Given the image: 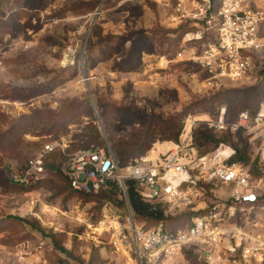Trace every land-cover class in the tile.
Segmentation results:
<instances>
[{"label":"rangeland","instance_id":"rangeland-1","mask_svg":"<svg viewBox=\"0 0 264 264\" xmlns=\"http://www.w3.org/2000/svg\"><path fill=\"white\" fill-rule=\"evenodd\" d=\"M175 3L0 0V133L16 123L28 126L23 132L14 129L17 136L6 134L1 142L6 149L0 151V264H18L15 255L21 252L60 264H136L132 252L115 249L113 222L124 226V233L129 222L143 230L156 225L135 217L115 181L110 187L117 191L113 199L96 195L64 198L65 194H54L47 184L23 189L6 182L8 170L21 167L44 143L57 140L67 147L75 141V133L87 130L83 100L90 104L104 144L107 141L94 107L97 95L140 116L166 118L186 111L177 140L170 142L182 141L191 121L192 143L201 151H209L215 145L209 139L203 142L199 130L205 129L208 134H214V130L208 129L205 121L214 118L221 106L234 105L237 111L240 91L259 84L264 75L262 55L253 58V68L242 80L222 78L218 86L204 84L206 75L185 60L187 55L200 52L197 39L187 40V34L203 27V18L196 16L193 2H185L187 15L181 17L174 10ZM183 24L193 26L173 48L170 39L175 34L166 31L182 28ZM135 64V71H130ZM233 90L222 98L227 104L217 105L223 91ZM214 96V105L203 108L205 101ZM250 99L255 108L264 101V93L255 90ZM48 111L65 125L51 129ZM38 113L44 122H38ZM235 113H229L230 120H234ZM212 136L218 138L219 134ZM172 147L168 141H155L144 155L156 158ZM250 150L253 158L254 150ZM251 168L255 170L254 164ZM191 213L164 214L167 229H184ZM256 214L244 209L237 213L240 219L236 221L244 225L246 217L254 218L262 226L258 227L259 234H264V215ZM246 226L249 234L258 233L251 225ZM193 257L201 259L195 250L184 247L163 263L191 264Z\"/></svg>","mask_w":264,"mask_h":264},{"label":"built area","instance_id":"built-area-1","mask_svg":"<svg viewBox=\"0 0 264 264\" xmlns=\"http://www.w3.org/2000/svg\"><path fill=\"white\" fill-rule=\"evenodd\" d=\"M185 2H193L204 24L188 33L187 40L216 31L215 41L203 43L199 53L185 58L206 75L204 84L214 87L222 78L240 81L246 77L253 58L264 56V0H176L174 10L181 17L187 15ZM192 124L182 141L156 158L143 155L119 168L106 143L105 148L72 151L63 173L74 190L86 193L108 189L115 181L125 199L124 178H130L137 182L140 197L163 214L192 211L189 224L172 233L162 223L143 230L131 222L124 233V226L113 222L115 249L132 252L136 264H164L184 247L195 250L204 264H264V234L258 229L262 226L249 216L246 224L237 223V213L244 209L264 215V101L252 113L239 112L234 120L221 106L214 118L205 121L208 129L246 136L247 155L255 170L249 162L235 159L237 148L230 142L220 141L212 150L201 151L192 143ZM55 148L63 151L66 145L57 140L44 143L24 165L10 170L9 181L26 185L41 179L43 156ZM246 225L258 233L249 234ZM15 258L18 264H53L30 252Z\"/></svg>","mask_w":264,"mask_h":264},{"label":"trees","instance_id":"trees-1","mask_svg":"<svg viewBox=\"0 0 264 264\" xmlns=\"http://www.w3.org/2000/svg\"><path fill=\"white\" fill-rule=\"evenodd\" d=\"M193 25L183 24L182 28L176 29H168L167 33L175 34L174 37L170 39V45L173 48L178 47L179 41L183 33L189 31ZM195 26V25H194ZM189 28V29H188ZM194 28H197L196 26ZM199 28V27H198ZM197 28V30H198ZM216 31L207 32L203 34L200 39H197L198 42V51H200L202 44L206 42H213L215 41V34ZM197 51V52H198ZM163 55V54H161ZM133 66L130 71H135L137 67ZM174 66V65H173ZM137 70V69H136ZM264 73V71H262ZM264 81V75H262L260 82L258 85H254L249 88H244L240 91V103L235 107L236 110L241 111H248L250 113L254 112L255 108L253 103H251V95L257 90L258 92L264 93V85L261 82ZM230 93H234L233 91H223L217 97L219 100L217 101L218 104H222L225 99H222L225 96H228ZM37 95V94H36ZM218 96V95H217ZM216 97H212L205 101L203 104L204 107H211L214 105ZM84 114L88 117L87 123V130H81L79 133H75L73 135L72 143L70 142L69 145L62 151L59 148H55L52 151L46 152L43 156V170L44 175L41 179L29 183L26 185H21L18 183L10 182L9 181V174L6 178V182L9 181L12 186H17L23 189H30L34 187H38L40 185H45L49 187L50 190L54 192L56 195L65 194L64 198H69L72 195H79V196H86L89 197L91 195H96L97 198H106V199H113L117 195V191L115 188H109L100 190L97 193H86L82 191L74 190L69 183L68 178L63 173L62 166L63 164L69 159V156L72 151L76 149H86V148H105V144L103 139H101V131L98 129L97 125L94 123L95 118L91 113L90 104L83 100ZM223 104H227V101ZM77 105L74 107V110L77 108ZM228 106V105H227ZM229 113L238 114L237 111H234L233 107L228 106ZM94 107L96 110L97 117L102 125V131L105 135V140L107 141L111 153L119 166L122 168L126 166L128 163L132 162L134 159H138L144 155V153L149 149L152 143L155 141H176L180 130L182 128V123L184 118L187 116L186 111H180L173 115H170L166 118H159L153 116H140L135 113L129 112L125 107H122L120 104L110 101V99L106 101L104 97L101 95H97L94 97ZM51 117V129L55 128V126H63L65 125V121L59 123L60 119L56 116H52L50 111L47 112ZM79 111H76L78 114ZM40 113L37 114L38 122H44L43 116ZM31 116V115H28ZM31 118V117H29ZM41 118V119H40ZM40 119V120H39ZM52 119V120H51ZM46 121V123H48ZM138 125V126H135ZM123 128H121V127ZM128 126L130 127L128 129ZM27 128L28 126L25 125H12L10 129L5 133H0V151H4L6 149V145L4 143L1 144L5 135H16L17 132H23V129ZM121 128V131H118V128ZM15 129V130H14ZM128 129V130H127ZM200 135L204 137V141L211 140L212 143L216 146L218 142L221 141H229L230 143L234 144L237 148V155L235 156L236 160H240L243 163L249 162V158L247 155V137L243 136V134L239 131L230 133L229 131H224L226 134H223V131H211L214 134H208L205 129L199 130ZM219 134L218 138L213 137L212 135ZM211 135V136H210ZM17 136V135H16ZM17 139V137H16ZM50 141V140H49ZM203 144V143H200ZM214 146V147H215ZM213 147V148H214ZM34 155L26 159L24 164L32 158ZM251 166L253 163L249 162ZM23 164V165H24ZM10 173V169L8 170ZM45 176V177H44ZM41 183V184H40ZM100 193V194H98ZM98 194V195H97ZM125 194L126 200L133 211L135 217L139 219H145L148 221H153L156 224L162 223L165 231L167 232H175L174 229L168 228L165 225V221L167 220L164 217L162 210L152 204L151 202L143 200L137 191V182L133 179L127 178L125 181ZM100 196V197H99ZM193 214V213H191ZM166 226V227H165ZM56 244V241H54ZM57 248H61L59 245H56ZM191 264H204L202 259H197L196 257L190 258ZM52 262V261H50ZM53 264H60L58 262H52ZM66 264V263H64ZM78 264H81L79 262ZM83 264V263H82Z\"/></svg>","mask_w":264,"mask_h":264},{"label":"crops","instance_id":"crops-1","mask_svg":"<svg viewBox=\"0 0 264 264\" xmlns=\"http://www.w3.org/2000/svg\"><path fill=\"white\" fill-rule=\"evenodd\" d=\"M169 143H171L172 145H174L172 142H170V141H168ZM173 148V147H172ZM172 148H170V149H172Z\"/></svg>","mask_w":264,"mask_h":264}]
</instances>
